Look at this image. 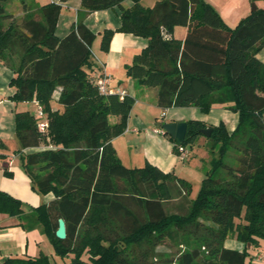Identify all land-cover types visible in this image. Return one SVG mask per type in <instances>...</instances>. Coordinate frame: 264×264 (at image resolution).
<instances>
[{
	"label": "trees",
	"instance_id": "trees-1",
	"mask_svg": "<svg viewBox=\"0 0 264 264\" xmlns=\"http://www.w3.org/2000/svg\"><path fill=\"white\" fill-rule=\"evenodd\" d=\"M132 1L126 8L123 0H81L84 13L118 8V31L147 41L125 67L126 75L157 88L163 110L192 107L207 114L214 104H232L237 126L231 134L222 123L211 127L205 138L218 158L211 160L189 211L168 215L164 203L172 198L173 184L184 196L190 187L148 163L142 168L121 163L111 141L126 130L134 99L98 92L87 72L96 35L79 20L59 38V3L29 6L20 0L25 17L18 23L6 12L7 0H0V61L13 72L11 101L36 102L47 122L40 132L37 116L16 113L21 150L15 153L32 189L54 197L24 213L20 201L0 192V214L17 217L26 231L39 229L56 256L69 257L68 263L43 254L11 257L3 264H154L157 246L184 236L195 245L157 264H245L264 253L257 251L264 244V64L256 59L264 47V9L228 28L204 0H157L152 8ZM176 27L187 28L183 41L173 38ZM113 34L103 31L101 51L108 52ZM110 117L118 122L111 124ZM205 128L188 121L181 147L193 145ZM230 146L237 151L233 165L223 161ZM175 153L180 154L177 145ZM58 219L65 221L64 240L55 237ZM228 237L242 243L243 251L225 248Z\"/></svg>",
	"mask_w": 264,
	"mask_h": 264
},
{
	"label": "crops",
	"instance_id": "crops-1",
	"mask_svg": "<svg viewBox=\"0 0 264 264\" xmlns=\"http://www.w3.org/2000/svg\"><path fill=\"white\" fill-rule=\"evenodd\" d=\"M204 1L218 13L228 28H235L242 19L249 16L252 13V5L256 9H264V3L261 1L254 3L249 0ZM24 2L29 6H43L49 3L61 5L62 9L56 27V35L59 38L65 37L73 24L79 20L83 21L96 35V39L101 37L105 30L114 32L110 39L108 52L100 51L95 54L87 72L95 81L108 77L107 88L111 91L109 94L127 95L134 99L126 130L111 141L118 158L125 167L142 168L148 163L163 173H170L177 179L183 180L176 175L177 162L179 160L185 162L189 153L184 148L186 154L184 158L180 154L176 155V144L160 132L162 129L158 124L200 121L207 129L215 127V124L211 122L212 117L222 122L228 117H236L235 114L230 113L232 104H214L207 114H202L197 108L192 107L161 109L157 104V88L144 87L126 75L125 67L131 64L134 55L139 54L146 47L147 41L118 31L121 28V13L118 8L84 13L81 10V0H66L65 2L24 0ZM156 2L157 0L140 1L145 8L154 7ZM123 5L130 8L133 6V1L123 0ZM22 15H25L24 11ZM186 33L187 28L176 27L172 36L178 41H183ZM256 59L264 64V47L257 52ZM12 77V70L0 61V192L20 201L23 212L29 213L32 209L48 204L54 197L52 194L42 197L32 189L31 180L22 167L20 157L15 153L18 149L14 142L16 135L14 115L28 112V110H22L19 108V103L11 101L15 92V89L9 85ZM33 103L38 109L37 103ZM53 108L57 109L56 103H53ZM112 118L111 124L118 122L117 117ZM226 131L228 132L227 129ZM233 131L234 129L231 133ZM12 146H15V151ZM29 152L32 150L24 151V153ZM239 246H242V249L237 248L236 251H243L244 245L241 243ZM257 251H264L263 243ZM53 253V247L39 229L26 231L20 226L17 217L0 214V264L11 257L36 258L40 254L49 257ZM250 262L259 264L255 261Z\"/></svg>",
	"mask_w": 264,
	"mask_h": 264
},
{
	"label": "rangeland",
	"instance_id": "rangeland-1",
	"mask_svg": "<svg viewBox=\"0 0 264 264\" xmlns=\"http://www.w3.org/2000/svg\"><path fill=\"white\" fill-rule=\"evenodd\" d=\"M5 9L8 14H11L14 18V20L18 23H20L25 15H22V5L20 0H7L5 4ZM35 18H38L35 13L33 14ZM7 23V22H6ZM101 44V37L95 38V41L92 44L91 52H92V58H95V54H98ZM103 52V51H101ZM106 53V52H103ZM59 98V90H57L53 94V100L57 101ZM19 108L22 110H28V112L33 115L37 116V109L33 102H23L19 103ZM230 113L235 114L236 117H228L226 121L223 122L220 119H215V117L211 118V122L215 124V126H219L221 123L224 125L225 130L227 129L229 134H231V131L237 126L238 123V114L236 112L230 111ZM203 114V113H202ZM112 117H110V121H112ZM225 122V123H224ZM231 126V127H230ZM234 141H237L236 139ZM15 142V141H14ZM16 145V144H15ZM13 147V146H12ZM17 147V146H16ZM186 150L189 153V156L185 162H182L179 160L177 162L178 167L176 171V175L179 176L182 181L186 185L190 187L189 195L184 196L182 192L180 191V187L176 184H173L172 190H171V199L168 202L164 203V208L166 210V213L168 215L172 214H186L189 211V205L190 200L195 199L201 183L202 179L205 177V173L209 170H211V160L218 158V151L217 148L214 150V152H210L209 148L210 145L208 144V141L205 137L201 136L197 139V141L193 145H187ZM13 151H15V146L13 147ZM176 154V153H175ZM177 155V154H176ZM237 156V151L233 146L227 147L226 154L224 156V163L228 165L234 164V158ZM219 174V176H222L224 172L220 169L216 172ZM41 195V194H40ZM49 194L41 195L42 197H46ZM241 243L238 242L233 237H228L224 241V246L226 248H230L233 250H238L237 248L240 247ZM195 245L194 240L189 236H184L180 240V242L171 244V243H165L164 245L157 246L154 250V256L151 258V262L154 264H157L162 259H175L177 258L181 253L184 251L190 250L192 246ZM50 254V253H49ZM50 261H54L57 263H68V258H60L59 256H56L55 253L49 255ZM87 257L83 256V260H86ZM245 264H253V262H250L249 260L245 261ZM255 264V263H254Z\"/></svg>",
	"mask_w": 264,
	"mask_h": 264
},
{
	"label": "water",
	"instance_id": "water-1",
	"mask_svg": "<svg viewBox=\"0 0 264 264\" xmlns=\"http://www.w3.org/2000/svg\"><path fill=\"white\" fill-rule=\"evenodd\" d=\"M251 11H256V7L252 5ZM158 126L162 129L164 134H166L168 137H170L177 146H182L183 142L185 140L186 132H187V122L186 121H180V122H174V123H159ZM199 133L203 137H210L212 133L211 128L207 129H201L199 130ZM14 141L17 146L18 150H21V146L19 144V141L17 139V136H14ZM55 237L59 240L66 239V225L65 221L63 219H58L57 221V229L55 231Z\"/></svg>",
	"mask_w": 264,
	"mask_h": 264
},
{
	"label": "built area",
	"instance_id": "built-area-1",
	"mask_svg": "<svg viewBox=\"0 0 264 264\" xmlns=\"http://www.w3.org/2000/svg\"><path fill=\"white\" fill-rule=\"evenodd\" d=\"M107 83H108V77H103L98 80H96L95 84L97 87V90L100 94H109L111 91L108 90L107 88ZM37 117L39 118V121L37 123V128L40 132H44L47 128V122L44 118V114L42 113V110L38 107L37 109ZM162 134H164L163 131H160ZM178 151L181 155L182 158L185 157V150L181 146H178ZM254 261L259 264H264V253L258 254L255 258Z\"/></svg>",
	"mask_w": 264,
	"mask_h": 264
}]
</instances>
